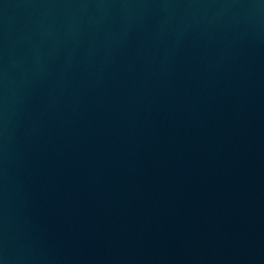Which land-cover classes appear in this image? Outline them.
I'll use <instances>...</instances> for the list:
<instances>
[{
  "label": "water",
  "instance_id": "95a60500",
  "mask_svg": "<svg viewBox=\"0 0 264 264\" xmlns=\"http://www.w3.org/2000/svg\"><path fill=\"white\" fill-rule=\"evenodd\" d=\"M0 264H264V0H0Z\"/></svg>",
  "mask_w": 264,
  "mask_h": 264
}]
</instances>
